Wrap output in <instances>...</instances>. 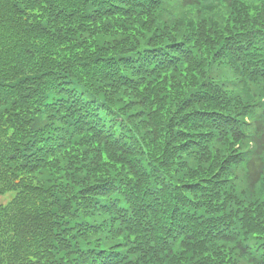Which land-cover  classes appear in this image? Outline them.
Instances as JSON below:
<instances>
[{
    "label": "trees",
    "instance_id": "1",
    "mask_svg": "<svg viewBox=\"0 0 264 264\" xmlns=\"http://www.w3.org/2000/svg\"><path fill=\"white\" fill-rule=\"evenodd\" d=\"M0 264H264V0H0Z\"/></svg>",
    "mask_w": 264,
    "mask_h": 264
},
{
    "label": "rangeland",
    "instance_id": "2",
    "mask_svg": "<svg viewBox=\"0 0 264 264\" xmlns=\"http://www.w3.org/2000/svg\"><path fill=\"white\" fill-rule=\"evenodd\" d=\"M6 201L7 200V198L6 197H0V201Z\"/></svg>",
    "mask_w": 264,
    "mask_h": 264
}]
</instances>
